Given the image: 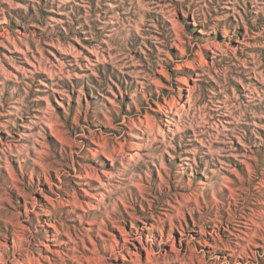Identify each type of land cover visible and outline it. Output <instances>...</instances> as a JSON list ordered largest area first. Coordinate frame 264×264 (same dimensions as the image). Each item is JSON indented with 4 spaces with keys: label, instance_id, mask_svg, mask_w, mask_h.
<instances>
[{
    "label": "clouds",
    "instance_id": "1",
    "mask_svg": "<svg viewBox=\"0 0 264 264\" xmlns=\"http://www.w3.org/2000/svg\"><path fill=\"white\" fill-rule=\"evenodd\" d=\"M262 132L264 0H0V264H264Z\"/></svg>",
    "mask_w": 264,
    "mask_h": 264
},
{
    "label": "rangeland",
    "instance_id": "2",
    "mask_svg": "<svg viewBox=\"0 0 264 264\" xmlns=\"http://www.w3.org/2000/svg\"><path fill=\"white\" fill-rule=\"evenodd\" d=\"M18 2L23 3V0H18ZM56 19L58 20H62L64 19L62 14H57ZM180 23H182V21H180ZM185 30H187V28H185ZM9 33L11 34V32L13 31L12 28L8 29ZM181 42H183V38L181 37ZM222 42V41H221ZM233 47H235V45H233ZM32 51H35V49L33 48ZM52 52V54L50 55L49 52ZM76 51L83 53V55L89 60H93V57H99L100 53L98 51H93L91 54H89V52L85 51L82 48H79V46L76 47ZM70 54V53H69ZM169 55H172L173 57L175 56L174 52L169 50ZM53 56H55V59H53ZM134 59L139 60V57L136 56L135 54H133ZM113 58H115V53H113ZM29 59L32 60L33 64H36L38 67L42 68L44 73H51V74H55L56 72V68L55 65L57 63V61L61 62L62 64H67V61L64 59L63 56L60 55V53L55 50V49H51V48H45V47H41L39 49V52L37 53L35 59H33L31 57V55H29ZM43 59H47V61H49L53 67L49 68L47 64L43 63ZM204 60H207V56H203ZM104 63L107 64L109 63L108 59H107V54H105V58H104ZM29 65H25V67H28ZM7 67V65H6ZM11 70V69H9ZM69 73H71V69H69ZM79 75V73H78ZM73 82H75V80L73 79ZM161 84H164V81L161 80L160 81ZM123 87V85H122ZM63 91H69V89L67 87H65V89H63ZM115 91V89H114ZM7 94V92H6ZM85 94L87 95V89H85ZM69 96L71 97V104L65 102L64 99L61 98V90H57L56 91V96L55 99H53L52 97H49L47 100V103L51 106V108L54 110V115L61 117L62 119V113H61V109H67L70 113H72L73 115H75V112L79 109V104L80 103H84L83 101L78 102L76 99V96L73 95L70 91H69ZM99 99V98H98ZM125 101L127 100V97L123 98ZM59 100L60 106L57 107L56 101ZM86 103L89 106H93L94 105V100L92 96H88V99L86 101ZM111 103V101H110ZM115 103H118L121 105V108L124 107V104L121 103V98L119 97V95L117 96V99L115 101ZM157 103H160L159 101ZM149 116H152L154 119L158 120V117H155L154 113H148ZM55 123V121H53ZM93 131L95 132L96 129H93ZM101 134L103 135H107V133L104 131L103 128L100 129ZM262 134H264V132H262ZM61 139H63V137H61ZM80 143H86V141L84 140H80ZM50 146V143H49ZM42 154H43V149L41 150ZM178 162V161H177ZM41 163H43V161H41ZM10 164V168L12 172H15L17 175L19 174L17 171V165L15 162L9 161ZM170 167V166H169ZM235 167V166H234ZM237 172H239V169H236ZM229 179H231V177H229ZM56 183V178L54 176H49L47 181L45 183H43L41 185L40 191L39 192H35V193H31L30 194V198L32 201L35 202V205L37 207L43 205L44 200H48L49 202L53 199L50 189L55 185ZM41 193H43L44 196V200L41 199ZM10 198L15 201V196H13L11 193L9 194ZM22 203L24 202L23 200L21 201ZM24 209H20V213L21 215L23 214ZM21 226V228H27L28 225H26L22 220L18 222ZM137 227H139V225H137ZM108 232L111 234L114 242L116 244H120L123 241L121 240V235L124 236L125 241L130 237L131 235V231H130V227L127 225H121V229L117 232H113L111 229H108ZM221 237L223 238V234L221 233ZM151 239V237H149ZM6 243L5 241H0V244H4ZM10 246V243H9ZM173 248L175 250H177L178 252H182V249L179 248L178 243L176 242L175 238L173 239ZM145 252L148 254L149 258H151L152 256L157 254V251L155 248L149 249L147 248V246H145ZM203 252V256H201L199 258V261L197 262L196 260V253H201ZM192 254H193V260H194V264H208L209 261V254L207 252V249L204 248H200L197 246H193L192 248ZM129 255L134 257L133 260V264H143V259H144V253H141L139 251H137L134 248H129ZM124 259H127L128 256L123 257ZM37 259H39L37 257ZM217 259L218 260H223L224 257H221L219 255H217ZM107 258L104 256V254L99 250V248L94 250V255L89 257V264H106Z\"/></svg>",
    "mask_w": 264,
    "mask_h": 264
}]
</instances>
